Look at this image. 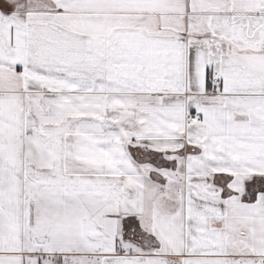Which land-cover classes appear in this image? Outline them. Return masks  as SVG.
Instances as JSON below:
<instances>
[{
    "label": "snow or ice",
    "instance_id": "obj_1",
    "mask_svg": "<svg viewBox=\"0 0 264 264\" xmlns=\"http://www.w3.org/2000/svg\"><path fill=\"white\" fill-rule=\"evenodd\" d=\"M0 264H264V0H0Z\"/></svg>",
    "mask_w": 264,
    "mask_h": 264
}]
</instances>
